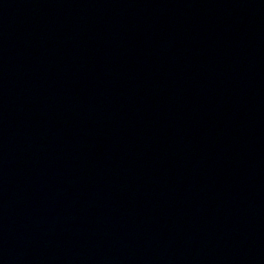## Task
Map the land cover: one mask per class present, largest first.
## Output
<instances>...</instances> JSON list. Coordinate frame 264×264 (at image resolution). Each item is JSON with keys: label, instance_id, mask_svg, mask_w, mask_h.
Returning a JSON list of instances; mask_svg holds the SVG:
<instances>
[{"label": "water", "instance_id": "1", "mask_svg": "<svg viewBox=\"0 0 264 264\" xmlns=\"http://www.w3.org/2000/svg\"><path fill=\"white\" fill-rule=\"evenodd\" d=\"M0 264H264V0H0Z\"/></svg>", "mask_w": 264, "mask_h": 264}]
</instances>
